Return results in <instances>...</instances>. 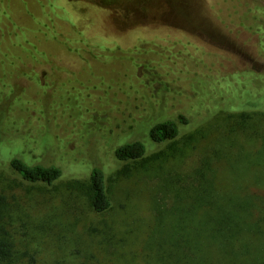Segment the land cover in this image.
<instances>
[{
  "label": "rangeland",
  "instance_id": "374dc122",
  "mask_svg": "<svg viewBox=\"0 0 264 264\" xmlns=\"http://www.w3.org/2000/svg\"><path fill=\"white\" fill-rule=\"evenodd\" d=\"M83 1L117 8L138 35L149 30L148 38L157 27L171 39L184 31L220 50L122 52L159 61L166 89L144 96L150 106L169 105L170 116L189 119L177 138L150 147L160 155L130 162L117 159L115 147L138 138L152 145L145 130L160 115L133 97L113 109L117 86L106 96L93 88L107 80L117 84V69L113 81L109 66L1 44L0 224L14 241L13 258L2 264H180L191 252L182 237L192 239L199 211H214L213 197L227 212L235 213V203L241 209L237 234L234 223L227 232L234 241L226 255L207 264H264V21L260 33L253 24L264 16V0H202L219 20L201 18L179 0ZM6 6L0 0V39L19 32L7 24ZM230 34L243 49L225 38ZM17 73L23 75L19 86ZM78 109L81 116H73ZM11 157L57 164L63 175L52 184L29 182L11 168ZM94 166L105 171L111 199L102 213L87 196Z\"/></svg>",
  "mask_w": 264,
  "mask_h": 264
},
{
  "label": "trees",
  "instance_id": "16d2710c",
  "mask_svg": "<svg viewBox=\"0 0 264 264\" xmlns=\"http://www.w3.org/2000/svg\"><path fill=\"white\" fill-rule=\"evenodd\" d=\"M179 1L188 11L202 16L201 18L208 19L209 15L211 19L219 20V16L211 9L208 2H206L207 6V4H202V0ZM6 3L5 20L9 21L7 24L12 30L13 25H17L19 32L14 35L10 31L6 36L1 37L0 46L2 44L4 50H40L46 53L65 52L69 57L70 63L81 62L109 66V68L113 69V72L108 70L110 75H113V81H116L114 79V75H116L114 70L117 69L120 73L117 76V84H111V81L107 80L103 81L100 86L93 85V88L101 89L102 94L100 95L106 96L109 95L113 87L117 86L115 93L112 92L113 109L118 107V111L122 110L125 108L126 99L133 97L141 105H147L151 110L152 116L160 115L145 130L152 145L149 146L148 142L140 138L118 143L115 147V156L121 161L146 162L150 158L160 155L161 151L157 152L158 150L150 149V147L174 140L180 135L181 126L189 122L188 117L182 113L170 116L169 105L150 106L149 99L144 96L149 92L152 97H156L157 94H161L166 89L163 85L165 78L161 72V63L154 60H151V62H154L150 63L136 56L123 55L122 52L128 50H220L209 42L184 31L175 32V36L171 39H169L170 34L161 32L164 28L159 30L157 27L153 31L154 33H150L148 38L143 35L146 32H150L149 30L138 35L136 29H134V23L119 17L120 15L116 13L117 8L99 5L94 2L86 3L83 0H6ZM80 8H83V11ZM69 13L70 17H68ZM112 13L113 15H111ZM78 19L82 23L80 27H76ZM256 19L258 20L253 22L255 28L253 25L250 28H254L255 32L260 33L264 16L262 15ZM154 25L160 24L154 23ZM173 29L171 28V30ZM214 29V25H212L211 31H215ZM225 38L236 43L234 46L238 50L240 48L243 49L238 46V39L235 34H230L229 38ZM67 56L64 58L62 56V60H66ZM51 57L53 56L47 57V60H40L39 64L51 61ZM118 60L120 63L116 67L115 62ZM126 60L127 64L123 66ZM18 66L24 67L23 64H18ZM28 66L25 67L27 68ZM138 68H144L145 70H143L142 74H139ZM22 78L23 75L17 73L14 78V84L19 86L23 82ZM24 81L32 85H40L37 81ZM127 81L130 83H127ZM160 83H162L161 88L156 90V86ZM16 88L8 92H13ZM104 103L102 101V104ZM139 103H137V106L140 105ZM113 109L109 111L110 114L114 113ZM120 112L122 113V111ZM51 114L54 113L52 112ZM81 114L82 112L78 109V113L72 115L80 117ZM90 116H84L83 119ZM9 165L23 179L34 183L52 184L63 175L62 168L57 164L29 163L20 157H11ZM86 188L88 200L96 212L102 213L111 207V199L107 189V176L101 167L94 166L91 169ZM1 198L3 199V196ZM209 201L216 213L214 211L211 213L198 212L196 216V231L193 232L192 239L182 237L185 245H191V252L183 256L185 259L180 264L213 263L221 255H226L228 242L234 241V237L232 235L230 237L227 232L232 223L235 224V235L238 232V215L241 209L239 203H235L234 213L233 211L227 212L225 205L219 204L217 198H210ZM222 206L225 207V211L221 210ZM0 222H2L1 217ZM187 236L189 235L187 234ZM13 248L14 241L12 236L0 224V264L4 261H8V263L11 261Z\"/></svg>",
  "mask_w": 264,
  "mask_h": 264
}]
</instances>
